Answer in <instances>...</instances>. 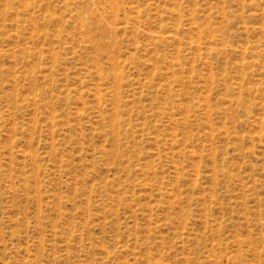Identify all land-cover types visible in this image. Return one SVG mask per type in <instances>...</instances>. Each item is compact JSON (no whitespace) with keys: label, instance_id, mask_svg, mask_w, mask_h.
Instances as JSON below:
<instances>
[{"label":"rangeland","instance_id":"1","mask_svg":"<svg viewBox=\"0 0 264 264\" xmlns=\"http://www.w3.org/2000/svg\"><path fill=\"white\" fill-rule=\"evenodd\" d=\"M0 264H264V0H0Z\"/></svg>","mask_w":264,"mask_h":264}]
</instances>
